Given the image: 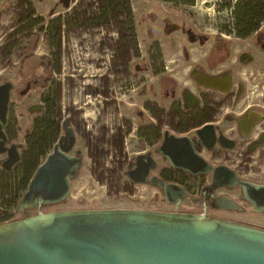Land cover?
<instances>
[{
    "label": "rangeland",
    "instance_id": "374dc122",
    "mask_svg": "<svg viewBox=\"0 0 264 264\" xmlns=\"http://www.w3.org/2000/svg\"><path fill=\"white\" fill-rule=\"evenodd\" d=\"M240 1L248 4L254 0H196L193 5L169 0H130L133 13L129 17L125 12V0H120V5L115 7L109 6L108 0H71L67 8L57 5L61 0H0V78L19 83L18 75L34 68V61L24 63L23 56L16 54L17 48L23 47L32 33L38 35L32 45L39 42L34 58L42 60L51 56L55 60L53 82L43 94L35 85L25 96L17 88L11 94L9 131L14 135L13 142L26 144L22 161L15 167L4 194V198L15 205L14 220L58 210L168 207L162 190L146 184L135 187L126 174L129 161L144 148L139 147L137 111L150 114L151 104L153 110L156 106L162 111L158 99H151L150 95L148 100L141 97L139 89L145 82L157 83L159 75L168 72L167 66L174 64L166 60L168 51V59L170 53L175 54V58L181 57V46L170 50L171 44L163 31L166 22H176L199 33L232 36L236 44L244 48L248 39H236L235 10ZM29 17L30 21L26 22ZM250 18L257 24L255 30L264 28V7H257ZM149 22L156 24L155 39L147 34ZM180 30L175 35L179 41ZM45 34L47 37L41 39ZM261 56L264 60V54ZM141 62H145L143 66L147 64L148 69L135 75V64ZM263 65L261 60L244 71V76H248L246 93L254 102L264 99ZM175 70L179 75L187 72V68L178 64ZM41 96L54 101V108L50 109L53 124L57 111L62 116L74 117L84 164L78 177L72 180L66 200L17 212V203L53 148L54 138L47 146L42 145L39 138L46 131L43 126L46 116L42 110L30 107L41 103ZM168 122L165 115L160 130L167 128ZM240 150L216 151L207 156L215 163L234 168L244 179L264 184V149L259 153L256 150L246 159L240 155ZM171 177V181L187 186L192 196L199 195L206 181L202 177L188 176L179 169H174ZM220 191L231 195L244 209L213 211V214L264 228V212H255L251 204L241 199L239 190ZM190 204L188 198L182 210L199 211L192 209Z\"/></svg>",
    "mask_w": 264,
    "mask_h": 264
},
{
    "label": "water",
    "instance_id": "95a60500",
    "mask_svg": "<svg viewBox=\"0 0 264 264\" xmlns=\"http://www.w3.org/2000/svg\"><path fill=\"white\" fill-rule=\"evenodd\" d=\"M61 2L68 6L70 0ZM13 88L11 80L0 84V153L8 154L2 162L7 170L21 159V144L8 146L5 132ZM67 121L65 135L38 166L20 209L68 198L83 161L68 154L76 137ZM158 151L176 168L192 174L212 172L206 188L214 193L218 208L243 209L234 198L215 194L219 188L239 186L243 199L264 211V184L241 178L228 165H212L187 137L167 132ZM132 164L127 172L132 182L162 188L170 203L187 197L181 184L150 178L158 166L150 151L136 155ZM0 264H264V228L206 214L131 208L40 212L0 224Z\"/></svg>",
    "mask_w": 264,
    "mask_h": 264
},
{
    "label": "flooded vegetation",
    "instance_id": "af4514ba",
    "mask_svg": "<svg viewBox=\"0 0 264 264\" xmlns=\"http://www.w3.org/2000/svg\"><path fill=\"white\" fill-rule=\"evenodd\" d=\"M60 4L61 7L67 8L62 2L57 5L59 6ZM31 17L26 19V22L30 21ZM58 19L61 20L62 16H59ZM154 27H156V24L149 22L147 34L150 39H155V37H157L153 32ZM163 29L165 35L168 37L167 39L169 40V43L171 44L170 50H174L178 46H181V57L178 56L175 58V54L172 55L170 53V58L168 59V51L166 60L170 63L174 62L170 67L167 66L169 68L168 72L161 73L158 77L157 83L145 82L139 89V95L141 97L145 96L148 100L150 95L151 99H158L157 101H159L162 111L159 112V109L156 106L153 110V104H151V108H149L150 114L143 110L137 111V123L140 131L139 147L144 146V148L140 149L136 155L150 151L157 161L158 166L151 172L150 178L156 175L162 178L165 182H175L171 181L173 180L171 179V173L174 169H179L188 176L202 177L204 180L206 179V181L201 186L198 196H192L189 188L181 184L187 192V197L183 201L170 203L166 199V204L169 206L165 208L133 209L198 213L217 217L221 216L213 214V211H242L244 209L243 206V209L241 210L221 209L217 207L214 193L206 188L212 183V172L192 174L186 170L176 168L167 157L158 151V147L163 143L167 132L177 137H187L198 154L214 166L224 163H215L213 160L209 159L207 153L213 155L216 151H220V153H230L238 151L239 148H241L240 155L246 159L248 156H253V153L256 150H258L259 153L261 149H264V141H261L262 135L264 134V99H259V101L254 102L252 99L248 98L249 95L246 93L248 89L246 79L248 76H244V71L247 66L261 60L264 61L261 56V54H264V28L257 29L247 35H240L237 33L236 39H248L244 48H242L239 43L236 44V40L233 39L232 36L199 33L194 31L191 27L187 28L184 25L172 21L166 22ZM179 29H181L180 32L182 34L177 35L180 38V41L175 38L177 30ZM59 31L60 33L62 32L61 29H59ZM45 35L46 36L41 39H45L47 34ZM58 38L60 44H62V37L60 36ZM36 39H38L37 34H29L23 47H19L16 50L17 55L23 56L22 60L24 63L26 62L28 64V61L35 62H33L34 68L31 67L28 71H23L18 75L19 83L11 80L14 83L13 90L17 88L19 93L23 96L27 95L34 85L39 87L43 94L47 87L53 82L55 60L51 56H45L42 60H36V58H34L35 56H33V54H35V50L39 44L38 42L35 45H32ZM32 47H34V49H32ZM56 59L58 60V58ZM176 61L179 63H176ZM144 63L145 62L135 64V75H137V72L140 70L148 69V66H146L147 64L143 66ZM177 64L183 68H187V72L184 75H179L180 72L175 70ZM86 75L87 74H83L80 76L85 77ZM252 75L253 72L250 73V76ZM6 81L8 80H2L0 78V84ZM27 87H29V90L25 94H22L21 92ZM41 98V103L30 106L31 110H42V113L46 116L43 121V126L46 127V131L42 132L39 137L41 144L47 146L51 143V138H54L52 141V152L65 135V124L66 120H68L67 124L73 128L76 137L75 143L68 154L71 156L82 157L84 164V154L80 143L81 137L73 120L74 117L72 115L62 116L57 111L56 123L53 124L50 109L54 108V101L48 99L46 96H41ZM224 107H226L225 110ZM165 115L166 118L169 119V122L167 128L160 130L159 127L164 123ZM208 125L211 127L203 130L202 133H199V130H202ZM9 127L10 122L8 119V124L5 127V132L8 138L7 145L10 146L12 143L21 144L19 148L21 159L18 162L20 163L23 158V150L26 151V144L13 142L12 139L14 135L10 133ZM221 137H224L223 141L221 140ZM62 143L63 145L68 144L66 140H63ZM231 144L233 147L229 148L228 146ZM210 145L211 147H208ZM7 156V153H0V224L14 221L15 214V209L13 208L15 205H13L8 199H5L4 194L9 187V181L12 180L15 167L18 163H16L11 170L5 169L2 162ZM135 156L129 161L126 174L132 162L135 160ZM164 163L167 165L163 166ZM133 166L134 164H132V167ZM160 166H162L160 171L155 173ZM130 183L135 187L141 184L134 183L131 180ZM145 184L154 186L150 183ZM155 187L163 191L162 188L158 186ZM221 189L225 191L239 190L241 199H243L242 189L239 186L228 188L222 187L216 190L215 194L218 196L228 195L232 197L228 193L220 191ZM188 198L191 200V208H198L199 211L182 210L185 208V202ZM19 202L17 203V212H24L26 209L30 208L24 207L20 209ZM253 209L258 213L264 212L257 211L254 206Z\"/></svg>",
    "mask_w": 264,
    "mask_h": 264
},
{
    "label": "trees",
    "instance_id": "16d2710c",
    "mask_svg": "<svg viewBox=\"0 0 264 264\" xmlns=\"http://www.w3.org/2000/svg\"><path fill=\"white\" fill-rule=\"evenodd\" d=\"M109 1V6L115 7L116 5H120L119 1L120 0H108ZM169 1H175L179 3H184V4H189L193 5L196 0H169ZM125 12L126 14L131 17L132 16V8L130 5V0H125ZM260 7L263 9L264 3L262 0H254L253 2H250L248 4L243 3V1H240L235 10V16L237 19V29L238 33L240 35H247L248 33L252 32L255 30V27L257 24L253 23V20L250 18V15L254 10ZM131 23V22H130ZM151 34V31H150ZM34 49V47H32Z\"/></svg>",
    "mask_w": 264,
    "mask_h": 264
}]
</instances>
